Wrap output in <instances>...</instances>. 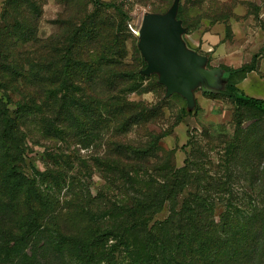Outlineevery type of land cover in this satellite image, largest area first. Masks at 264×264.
I'll return each mask as SVG.
<instances>
[{"label":"trees","instance_id":"1","mask_svg":"<svg viewBox=\"0 0 264 264\" xmlns=\"http://www.w3.org/2000/svg\"><path fill=\"white\" fill-rule=\"evenodd\" d=\"M89 2L93 14L56 20L57 30L46 38L31 27L42 0L5 3L0 264H264V189H257L264 186V136L245 139L243 157L238 134L227 141L225 168L214 176L191 156L177 167L175 151L160 146L167 133L150 130L162 119V104L130 99L151 75L141 74L146 65L136 48L128 60L130 36L100 9H113L121 20L128 14L115 2ZM257 57L225 68L221 86L205 92L231 101L233 118L245 109L264 119V98L248 96L230 81L254 71ZM35 135L59 145L47 154L44 172L31 167L29 174L24 155ZM235 170L251 183L238 194L231 189ZM94 176L102 185L93 187ZM190 184L194 189L185 195ZM166 204H174L168 216L152 221Z\"/></svg>","mask_w":264,"mask_h":264},{"label":"rangeland","instance_id":"2","mask_svg":"<svg viewBox=\"0 0 264 264\" xmlns=\"http://www.w3.org/2000/svg\"><path fill=\"white\" fill-rule=\"evenodd\" d=\"M6 1L7 0H0V28L4 24L2 23V17L5 12ZM101 1L121 4L124 11L129 16L127 20H121L120 16L113 9L109 8L100 9L102 16L111 19L130 36V39L127 41L128 60H132L134 53L133 48H136L144 65H146L147 63L137 47L139 40L137 34L141 25L142 16L148 12L154 13L155 8H160V11H165L173 4L174 0ZM42 2L43 3L40 4L41 16L37 20L34 18L31 24L32 28L36 25L37 35L40 38H46L53 34L58 28L55 21L60 18L65 21L77 15H91L94 12V7L89 0H42ZM237 4L247 9V15L251 17L252 21L250 24L257 29L255 30V34L252 33V39L248 42L250 45L247 46L244 52L247 60L245 64L251 63L253 55L251 56L250 54L258 50L257 42H260L258 41L259 31L262 32H259L262 36V47L256 53L258 57L255 62V70L250 73L235 74L231 77L230 81L246 95L264 98V0H178L181 20H177L181 22V26L185 30L181 35V39L186 47L187 45H192L199 51L204 43V34L220 26L223 30V35L220 37L222 39L221 44L230 41V44L234 45L236 41L232 40L233 36L230 23L240 18V16L234 13V8ZM12 6L13 5L9 6L10 9ZM11 11H13V9H11ZM22 11L28 12L29 10L23 7ZM27 14L31 18L32 14ZM6 24L8 26L14 25L12 19H8ZM27 47V44L20 46L21 49H26ZM217 51L216 47H214L210 52H204L209 56V61L207 63L209 68L217 67L225 69L226 67H236L234 63H231L232 65H226L224 61H227V57L221 54L222 51L218 53ZM234 54L238 55L239 53L236 51ZM158 78V74H151V78L144 81L141 92L138 94H131L130 99L136 101L144 100L150 103L160 102L162 104V119L150 125V130L154 131L156 134L167 133V135L161 139L160 146L164 151H175L173 162L177 167L182 166L185 158L191 156L193 159H200L205 162L204 167L211 170L210 174L214 176L216 170L220 168L219 166H225L223 161L229 155L226 150L229 146L227 141H232L238 134L242 143L237 153L240 157H243V155L247 153L244 151L245 139H249V141L253 139L257 142L258 138H263L264 119L261 113L254 110L240 109L238 117L233 118L234 106L231 101L219 95L211 96L206 93L203 95L200 92V87L195 91V105L190 109L187 100L180 94L175 93L168 99H164L165 87L162 86L161 90L155 87L154 82L157 81ZM202 98L204 102H200ZM9 107L10 109H14L12 106ZM32 129L34 128L32 127L30 130ZM248 131H251V133L254 132L255 136L251 135L249 136L250 138H246L244 135L246 133L248 134ZM208 136L210 137L209 140L207 139ZM129 138L133 140L134 135L131 134ZM58 145L59 144L46 141L36 135L34 138L30 139V142L28 138L27 146L29 149L25 151L24 155L26 172L29 174L32 173L31 167L38 172H44L50 166L47 154L50 152L55 154L54 150H56ZM198 149L204 157L195 153ZM82 152L84 153L83 150ZM221 169L218 175L223 174ZM235 174L236 177H238L241 175V171L236 172L235 170ZM242 179L241 177H238V179H231V189L236 194L240 193L245 188L247 189L248 185L251 184L250 182H244ZM93 182V187L100 186V184L102 185L103 183L98 176H94ZM193 189L194 186L192 184L188 185L185 195L192 192ZM257 189H264V186L260 184ZM180 199L181 197L175 203L176 211L181 208ZM170 207L174 208V204L173 206L166 204L163 209L153 217L152 221L155 222L165 219L169 214ZM218 209H221V205L218 206Z\"/></svg>","mask_w":264,"mask_h":264},{"label":"water","instance_id":"3","mask_svg":"<svg viewBox=\"0 0 264 264\" xmlns=\"http://www.w3.org/2000/svg\"><path fill=\"white\" fill-rule=\"evenodd\" d=\"M178 0L164 14L145 13L138 31L140 54L146 61L142 75L158 74V83L165 87V97L177 93L195 105L193 90L221 86L217 70L204 68L206 57L188 49L181 39L184 28L177 20Z\"/></svg>","mask_w":264,"mask_h":264},{"label":"crops","instance_id":"4","mask_svg":"<svg viewBox=\"0 0 264 264\" xmlns=\"http://www.w3.org/2000/svg\"><path fill=\"white\" fill-rule=\"evenodd\" d=\"M224 1V0H221ZM234 13L237 16H240L239 19L233 20L230 24H231V31H232V40H235V44L231 45L230 41H227V43L222 42V39L220 37H222L223 35V30L220 28V26H218V28L214 29V30H210L209 32L205 33L203 36V40L204 43L201 47V50L197 51V49H195L194 46H188V49H192L195 52H199L200 55H204L206 57V62L204 65V68L207 70H217L218 74L216 75L217 77L220 78V82L221 84L225 81L224 77H225V72L224 69L221 68H209L207 66V63L209 61V56L206 55V53L204 52H210L211 49H213L214 47H216V49L218 50L217 53L219 51H222L221 54H223L224 56L227 57V61H224V63H226V65H232L233 63L236 64V67L234 68H228V69H238L241 67L242 64L246 63V54H244L246 48L248 45V42L250 41V39H252L251 35L252 33H256L255 30H257L255 27H253L250 23H252L251 21V17L249 15H247V9L245 7H243L240 4H237V6L234 8ZM259 31V30H258ZM261 32V31H259ZM258 32V50L262 47V36L261 34H259ZM262 33V32H261ZM255 45V44H254ZM253 45V46H254ZM258 50H256L255 52H253L252 54H250L251 56L256 55V53L258 52ZM239 53L238 55H235L234 53ZM203 52V53H201ZM233 53V54H232ZM232 63V64H231ZM199 87H197L195 90H193V94H194V100H195V91L198 89ZM201 89V88H200ZM201 94L204 95V91L201 90L200 91ZM257 98V97H256ZM200 102H204V99L202 98Z\"/></svg>","mask_w":264,"mask_h":264},{"label":"bare ground","instance_id":"5","mask_svg":"<svg viewBox=\"0 0 264 264\" xmlns=\"http://www.w3.org/2000/svg\"><path fill=\"white\" fill-rule=\"evenodd\" d=\"M138 35V34H137Z\"/></svg>","mask_w":264,"mask_h":264}]
</instances>
